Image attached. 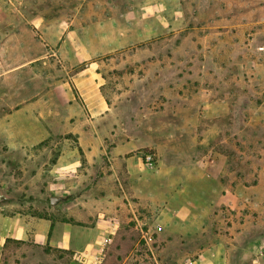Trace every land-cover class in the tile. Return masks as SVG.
<instances>
[{
  "label": "rangeland",
  "instance_id": "374dc122",
  "mask_svg": "<svg viewBox=\"0 0 264 264\" xmlns=\"http://www.w3.org/2000/svg\"><path fill=\"white\" fill-rule=\"evenodd\" d=\"M85 69L110 106L93 119L61 96ZM30 147L38 166L59 152L154 155L144 223L125 227L163 225L142 238L141 264L153 252L160 264H264V0H0V187L18 202L47 182L25 172ZM172 201L197 216L180 237L162 221Z\"/></svg>",
  "mask_w": 264,
  "mask_h": 264
},
{
  "label": "crops",
  "instance_id": "0c3cea01",
  "mask_svg": "<svg viewBox=\"0 0 264 264\" xmlns=\"http://www.w3.org/2000/svg\"><path fill=\"white\" fill-rule=\"evenodd\" d=\"M98 79L94 71H81L72 79L73 87L69 84V90L61 94L62 99L73 103L78 95L91 119L102 116L110 106ZM21 142L33 141L25 137ZM30 148L24 154L26 161H31L25 172L37 171L46 176L47 182L42 180L39 194L32 186H25L32 196L23 202L9 193L12 184L0 187H8L0 201V264H93L97 258H102L100 264H137L138 260L141 264L145 254L143 235L129 233L125 227L138 230L144 223L141 212L145 210V172L150 170V179L156 180L162 175L160 169L146 164L141 152L121 157V152L95 150L62 152L60 157L59 152L52 161L38 166L35 163L44 153ZM120 169L135 182L131 195L136 200L125 192ZM127 213L133 215L129 220ZM163 213H168L162 217L165 229L179 237L182 231L177 226L192 225L197 219L187 206L175 201L167 203ZM132 239L136 243L125 252L127 240ZM251 246L249 242L246 249ZM152 256L147 264H160L154 252ZM225 259L201 264H226ZM240 264H245L243 257Z\"/></svg>",
  "mask_w": 264,
  "mask_h": 264
},
{
  "label": "built area",
  "instance_id": "2783aa9c",
  "mask_svg": "<svg viewBox=\"0 0 264 264\" xmlns=\"http://www.w3.org/2000/svg\"><path fill=\"white\" fill-rule=\"evenodd\" d=\"M144 159H145L146 163H147L149 166H152V167L155 166L156 161H155V157H154L153 154H151V153L146 154V155L144 156ZM162 229H163V226H162L161 224H158V225L155 227V230H153V231H149V232H147L146 234L144 233L143 238H144V239H147V237H148L149 240H151V239L153 238V235H154L155 233L161 231ZM101 259H102V258H97V261H96L95 263H93V264H100V260H101Z\"/></svg>",
  "mask_w": 264,
  "mask_h": 264
},
{
  "label": "water",
  "instance_id": "95a60500",
  "mask_svg": "<svg viewBox=\"0 0 264 264\" xmlns=\"http://www.w3.org/2000/svg\"><path fill=\"white\" fill-rule=\"evenodd\" d=\"M4 198V196L2 194H0V201H2Z\"/></svg>",
  "mask_w": 264,
  "mask_h": 264
}]
</instances>
